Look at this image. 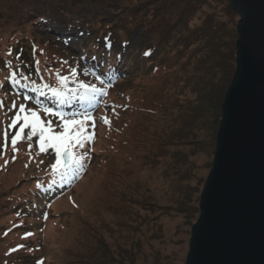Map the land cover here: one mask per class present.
I'll return each instance as SVG.
<instances>
[{"label": "rangeland", "instance_id": "rangeland-1", "mask_svg": "<svg viewBox=\"0 0 264 264\" xmlns=\"http://www.w3.org/2000/svg\"><path fill=\"white\" fill-rule=\"evenodd\" d=\"M117 1L128 14L135 10L137 18L141 16L146 24L142 26L145 34L141 36L133 25L135 32L130 39L135 47L143 45L144 48L154 29L168 33L163 36L166 45L159 46L157 59L168 63L172 70L165 76L152 75L146 68L128 72L129 78L120 82L116 89L122 94L117 98L123 99L122 103L131 108L120 112L122 119L115 116L111 95V104L88 123L92 154L78 152L79 157L87 161L88 168L84 180L72 193V205L63 200L62 209H54L52 220L42 225L36 219L38 209L33 218L21 214L23 218L13 219V215L0 213V259L7 247L25 243L20 240L21 234L30 230L38 238L37 246L43 243L45 246L36 256L23 254V264H34L36 259L44 256L48 258L45 264H111L107 257L110 253L118 256L114 264L186 262L191 230L200 214L201 193L216 152L222 117L220 107L231 85L219 93L221 100L216 107L213 103L214 115L210 114L208 120L210 125H205V115L200 119L203 127L197 129L198 123L191 124L189 115L192 108L198 107L199 92H193L195 87L189 86V76L201 77V68L207 59V65L215 66L218 56L211 62L205 52L212 39L215 40L214 54H217L222 43L232 42L235 33L236 49L237 25L241 18L229 0ZM113 5L106 12L116 17L119 11ZM140 22L141 19L137 25ZM56 28L58 35L65 31ZM205 28L208 29L207 37ZM28 33L40 43L39 51L45 57L41 58L43 66L52 64L64 71L60 66L62 63H76L68 49L59 46H63L61 41H51L44 32L36 33L33 29ZM117 36L118 39L114 38L117 43L109 38L106 45L118 46L120 37ZM236 53L237 50L235 69ZM2 59L0 56V64ZM42 70L49 77L53 74L52 69ZM210 71L208 68L204 74L203 83L211 78L213 85L209 89L216 90L220 84ZM15 102L9 104L4 116H12V108L17 106ZM199 105L203 107V101ZM42 118L47 125L60 129L57 120L45 115ZM88 124L84 122L83 127ZM35 127L18 139L15 131L0 126V208L6 202L5 198L35 193L36 188L26 180L28 176L24 175V169L26 172L34 169L35 163L39 169L55 160L56 153L48 148L49 138L31 137ZM3 135L15 137L14 141L9 140L11 148L22 142L21 154L11 155L7 166L1 161L9 151L1 143ZM92 156H96L95 162L89 159ZM28 159L33 163H28ZM37 169L34 173L40 174ZM74 203L78 210H74ZM18 222L23 224L15 227ZM7 230L11 231L9 235H5Z\"/></svg>", "mask_w": 264, "mask_h": 264}, {"label": "trees", "instance_id": "trees-1", "mask_svg": "<svg viewBox=\"0 0 264 264\" xmlns=\"http://www.w3.org/2000/svg\"><path fill=\"white\" fill-rule=\"evenodd\" d=\"M111 5L115 6L119 11V13H116V17L106 12ZM121 5H123V3ZM118 6L117 0H0V56H3V63L1 62L0 64V87L13 78L17 81H21L20 83H16L13 87L15 94L25 97L27 93H38L45 97L46 102L51 101V98H48V96L53 93L52 90L54 88L59 89V87H54L57 85V80L53 76L54 69H52L53 74L51 77H48L45 71L38 72L36 67L40 65V63L42 64V60L45 59V57L38 50L40 43L36 42V40L28 33L31 29L40 31V33L46 30L45 37L48 39L53 38L52 36H54L57 31L47 28L49 22H54L67 28L66 36L75 35L73 32L74 27L81 28V33H77V36L83 39V46H87L89 49L95 51L96 56L92 58V60L100 64L102 68H105L103 73L112 70V67L114 66L124 64L127 73L137 70L138 68L140 70L146 68L147 70L150 69L152 75L159 73L160 75L165 76V73L170 72L172 67L168 63L161 61V59L158 60L157 56L159 46H164L163 44L166 45V40H162L164 39L163 36H166L168 33H159L157 29H154V32L150 33L151 38L147 43L148 46L146 45L144 48H142L143 45L135 47V45L131 43L130 37L132 33L135 32V28L139 31V36L144 35L145 32H143L142 26L146 24L143 23L141 16L137 18L135 10L128 14L127 11ZM124 7L127 9L129 8L128 6ZM152 10L155 11V9ZM140 19L141 22L137 25V21H140ZM133 25H135V28ZM207 31L208 29L205 28L206 37L208 36ZM117 34L120 37V43H118V46L111 48L109 51H105L106 48L102 44L103 39L109 36H113V39H118ZM235 38L236 35L234 33V35H232V42L229 41L228 43H222L217 54H214L215 40L211 37L210 39H212V41L209 44L210 48L205 52L208 53L206 56L211 62H214L216 55L218 56V59L215 61V66L214 64L207 65V59L205 61L206 64L201 68V77L195 75L189 76V86L191 85L192 87H195L193 92H199H197L198 107L196 106V108H192L191 114L189 115L191 116V124L194 125L198 123L199 126L197 129L203 127V123L200 119L205 115H207L205 125H210L208 120L210 114L214 115L213 110L211 109L213 103L216 107V103L221 100L219 93L221 92L222 94L223 88L225 86L228 87L232 83L236 71L234 66L236 50L234 42ZM203 43H206L204 37ZM128 44H130L131 48L126 55L122 56L121 47ZM49 45L50 41L47 46ZM25 52L28 57H26V59L24 58L26 56ZM102 52L104 53V56H100ZM17 60H19V63ZM208 68L211 69L210 73L213 76H216L219 81L220 86L216 90L209 89L213 85L211 78L208 81H205V84L203 83L205 77L204 74ZM129 76L130 75L126 76L127 79ZM42 77H45L49 84H47ZM106 84L108 83L106 82ZM210 91H212V93ZM53 94H56L54 100L58 101V104H62L64 102L63 100H66V97L62 95L60 91L54 92ZM95 94L96 93H84L82 95L90 99L92 95ZM67 100L68 104L61 105L67 107V111L52 110V112L62 118L71 117L73 106L78 101L77 96H69ZM56 101H53L52 103L57 105ZM201 101H203V107L199 105ZM219 105L217 106L218 110ZM44 109L48 110L46 106ZM221 109L222 107H220V110ZM41 127L42 128L37 132L42 134L43 131V135H46L49 132L48 129L44 126ZM55 164L56 162L51 164L53 165L52 168H54ZM34 169H37L36 163ZM34 169L32 167V169L27 172L24 169V175L28 176L24 177L27 178L26 180L29 181L30 184L38 187L36 193L32 195L19 194L15 195L13 198H5L6 202L1 204V214H4L5 216L13 215V219H21L23 216L26 218H33V214L37 209L43 210L47 206L49 202L46 198L47 196H51L52 192L56 193L59 190H65L67 182L76 178L80 172V169H77L74 175L68 173L62 179L47 180L45 178L52 177L53 174L46 176L47 172L46 174H41L42 169H37V171L39 170V175L34 173L36 172ZM68 170H70V167L61 171L67 172ZM0 188H2L1 184ZM63 198H61L56 205V210L62 209ZM73 207L74 210L79 209L75 206ZM21 214H23V216H21ZM16 224L14 225L15 227ZM22 224L23 223H21V225ZM10 232L11 231L7 230L5 235H9ZM34 234L35 233L30 230L22 233L20 240L25 243H19L9 248L7 247L2 254L3 257L0 259V264H23L25 262L22 258L23 254L28 253L32 256H36V253L41 251L45 245L42 244L37 246L36 239L38 238H35ZM107 257L111 260V264H114L118 256L110 253ZM46 262H48V258L44 256L36 259L34 264H45Z\"/></svg>", "mask_w": 264, "mask_h": 264}, {"label": "water", "instance_id": "water-1", "mask_svg": "<svg viewBox=\"0 0 264 264\" xmlns=\"http://www.w3.org/2000/svg\"><path fill=\"white\" fill-rule=\"evenodd\" d=\"M229 2L241 18L236 71L185 264H264V0Z\"/></svg>", "mask_w": 264, "mask_h": 264}]
</instances>
